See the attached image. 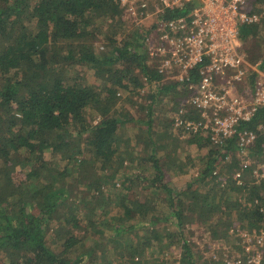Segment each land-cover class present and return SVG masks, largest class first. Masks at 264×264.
<instances>
[{
  "label": "trees",
  "instance_id": "1",
  "mask_svg": "<svg viewBox=\"0 0 264 264\" xmlns=\"http://www.w3.org/2000/svg\"><path fill=\"white\" fill-rule=\"evenodd\" d=\"M195 5L169 10L164 18ZM249 8L262 14L261 20L242 25L239 37L242 33L255 38L254 46L261 49L264 0H249ZM121 13L118 0H0V264H149L152 254L147 256L146 249L152 238L158 245L163 238L170 244L183 241V264H199L184 234L177 231L183 226V212L206 227H213L209 220L219 213L222 220L212 229V237L233 238L228 228L219 227L223 215L231 223L242 221L243 227H254L263 217L264 181L252 184L243 179L237 184L225 176L238 168L234 158L219 168L221 179L212 176L221 149L213 148L203 133L172 124L177 103L173 114L166 110L164 120L162 113H155L156 105H167L163 96L173 92L172 86L161 84L162 77L149 63L145 32L130 27L131 38L113 37V28L117 33L120 29L118 35L126 29ZM73 64L102 79L88 83L83 73L74 76L69 70ZM135 88L140 95L135 107L145 110L143 119L120 113L125 108L119 103L122 91ZM90 111L98 117L96 122L87 119ZM128 122L138 132L132 129L128 135L131 145L120 144L124 133L119 132ZM174 129L178 141L199 150L208 148L196 176L176 191L166 180L165 169L172 159L161 160L156 153L160 138ZM46 150L60 155V165L44 160ZM123 162L148 173L126 174L121 171ZM42 163L46 166L39 170ZM120 172L122 186L113 184ZM138 182H145L151 196L159 197L155 205L136 193L133 198L121 195L110 200L111 211H98L106 188L130 189ZM210 182L204 192L193 189L196 183ZM238 193L244 195L243 201L234 196ZM158 222L176 229L165 226L158 236L150 229Z\"/></svg>",
  "mask_w": 264,
  "mask_h": 264
},
{
  "label": "built area",
  "instance_id": "2",
  "mask_svg": "<svg viewBox=\"0 0 264 264\" xmlns=\"http://www.w3.org/2000/svg\"><path fill=\"white\" fill-rule=\"evenodd\" d=\"M190 2L196 5L188 12L164 18L167 11ZM118 4L127 26L145 32L143 47L162 77L159 82L168 83L175 94L183 93L172 124L203 133L213 148L221 149L212 176L218 179L219 168L234 158L238 168L225 176L237 184L243 179L263 182L264 64L246 57L239 39L240 25L259 22L262 14L250 11L249 0H118ZM183 113L188 118L183 119ZM260 210L263 217L256 226L229 228L228 234L238 240L235 248L224 246L229 250L221 256L211 254L208 264H264V205ZM172 264L183 262L177 259Z\"/></svg>",
  "mask_w": 264,
  "mask_h": 264
},
{
  "label": "rangeland",
  "instance_id": "3",
  "mask_svg": "<svg viewBox=\"0 0 264 264\" xmlns=\"http://www.w3.org/2000/svg\"><path fill=\"white\" fill-rule=\"evenodd\" d=\"M121 15H122L121 19L124 21L126 29L124 30V32L118 35L120 32V29H118V33H117L116 29L113 28L112 34H115L113 35V37L118 38L119 40L125 39V38L129 39L130 37L129 35H131L130 34L131 28L127 26V19L125 18L123 12L121 13ZM98 21H99L100 27L106 28L104 21H100V20ZM148 22L149 21L145 22V26L147 25L146 23ZM244 24L240 25V32L242 28L241 26L242 25L244 26ZM139 29H141V27ZM241 36L239 37V39H240V50L242 51V53L246 57L250 58L252 61L262 60L264 57V50H263L264 48L261 47V49H259L256 46H254L255 45L254 43L256 42L255 38L253 39L251 37L243 36L242 33H241ZM258 38L263 40L264 36L262 35V33L259 34ZM97 40L95 39L94 42H97ZM255 56L258 59H254ZM69 70L71 73L74 74V76L80 75V73H83L85 75L84 78L85 80H87L88 83L99 82V80L102 79L101 77H99L98 74L94 73L93 71L86 70V68L76 66L75 64H73V67L70 68ZM161 84H164V83H161ZM165 85H168V83H165ZM138 92L139 90L136 88L132 90L130 89V90L122 91L119 103L125 105V108H123V112L121 111L120 113L124 114L125 112H128L127 113L128 117L132 116L134 117V119L144 118L145 113H146L145 110L140 112L135 107L137 105L139 106L140 104V102L138 103V101L140 100V95ZM182 95L183 93L175 94L174 92H168L166 96L165 95L163 96L165 101H168L167 105H164L166 102H161L160 105H156V107L154 108L155 113L156 114L162 113V116L160 117L164 120L165 115L167 113L173 114L176 103L180 102ZM130 102H134L136 105L131 106ZM166 110H167V113H166ZM88 113L89 115H87V119L91 120L92 122H96L98 117H96V115L94 116V113H92L91 111ZM162 121H160V123ZM126 126L130 128H127ZM134 126H135L134 123L132 124L131 122H128L124 126V131L120 130L119 135H122L124 133L123 140L119 141L120 144L124 143L126 145H131V142H130L131 139L128 137V135L131 133L132 129H135L132 132H136V133L138 132V129L135 128ZM177 134H178L177 129H174V132L172 134L165 132V134H163L162 138H160V141L158 142V146H160L159 144H161V147L160 149L156 151L157 156L161 160L169 161L170 159H172L170 160V163H168L169 168L165 169V171L167 172L166 180L171 183L175 191L184 189L186 187V184L196 176L197 172L204 164V159L207 157V149H208V148H202L199 150L193 145L187 144L185 140L178 141L175 138ZM156 138L157 136H155V139ZM146 149L147 148H144L143 150H146ZM135 151L138 154L140 149L139 150L137 149ZM43 157H44V160L46 161L49 160L54 163L58 161L57 163L60 165V161H59L60 155L57 153H55V155H52L50 153V150H46L45 152H43ZM67 162L71 165V162L69 161ZM132 164H133L132 167L136 168L138 161H134ZM45 166L46 164L42 163L39 166V170L44 169ZM128 166H129L128 163L125 166L123 162V165H122L123 169H121V171L126 172V174H130L132 170L136 172H140V170H142L141 172L143 175H147L148 173V171L145 170L143 167L140 169H134L132 167L129 168ZM19 175H20V172L18 171V168H16L14 172V176L18 177ZM123 179H124V176L120 172L118 173L116 177H114L113 184L117 182L116 183L117 185H121V182ZM143 183L138 182L136 185H132L130 189L128 188V189L121 190V187H120L121 191L118 189L117 186L116 188H110V189L106 188L103 191V194L101 195L105 202L99 204L98 211L101 213L104 211V209L111 211L114 206L111 203H108L110 200L116 201L121 195L123 196L130 195L131 198H133V196L136 193L140 195L148 196L150 203L155 205L157 203L156 200L159 197L158 196L152 197L151 196V193L153 194V191H151L152 189L150 187L148 188V186H145ZM127 184L128 183L126 182L125 185ZM210 184H212V182H210L209 184H206L205 186H201L199 183H196L193 189L198 188V190L196 189L198 192H204L206 188L210 186ZM107 185H110V184H107V183L104 184L105 187ZM89 194H92V191H89ZM234 196L238 197V199L241 201L245 199L243 194L238 193V194H235ZM225 197H227V194ZM234 211L235 210L231 211L232 214L234 213ZM218 215L220 214L216 213L215 216L209 220L213 222V227H206L203 225L200 226V224L196 221L197 220L195 218L196 216H193L191 213H187L186 215L183 212V216H184L183 226H182V229L177 230V231L178 233L184 234V237L186 238V242L188 243V249H190L193 252L194 259L199 264L205 262V260H207V258L211 254H215L216 256H221L226 250H229L230 248H235L236 242L238 241L226 235L224 236H221V235L214 236L213 235L212 237V234H211L212 229H214V226H216L215 224L219 225L220 220H222V218ZM226 216L227 215L222 216L224 218V221L221 224V226H219L220 228H226V229L228 228L229 230V228L233 226L234 223H236L235 225H237L239 224V222H242L240 220L238 221L236 219L237 217L233 215V218L236 220H234L233 223H231L230 220L228 219L229 217H226ZM165 226L172 230L176 229L173 225H170V223L168 222H163V223L158 222L157 224H153L150 227V229H155V234L158 236H162V234H164V231H165ZM139 233H142V230H140ZM151 240H152L150 241L151 246H149L146 249L147 256H150L152 254L151 257L149 258L150 259L149 264H154L156 263V261H158V263L160 264L162 260H165L167 264H172L177 259H182V257L184 256V252L186 251L181 246L183 243V241L181 240L175 241L173 244L172 243L170 244L169 240L163 238L159 245H158V242L155 241L153 238ZM224 246H227L229 249L224 248Z\"/></svg>",
  "mask_w": 264,
  "mask_h": 264
}]
</instances>
